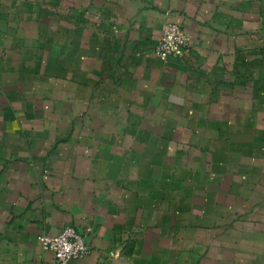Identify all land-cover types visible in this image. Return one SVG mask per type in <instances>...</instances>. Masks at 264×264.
<instances>
[{
    "label": "crops",
    "instance_id": "crops-1",
    "mask_svg": "<svg viewBox=\"0 0 264 264\" xmlns=\"http://www.w3.org/2000/svg\"><path fill=\"white\" fill-rule=\"evenodd\" d=\"M67 226L71 264H264V0H0V264Z\"/></svg>",
    "mask_w": 264,
    "mask_h": 264
},
{
    "label": "built area",
    "instance_id": "built-area-1",
    "mask_svg": "<svg viewBox=\"0 0 264 264\" xmlns=\"http://www.w3.org/2000/svg\"><path fill=\"white\" fill-rule=\"evenodd\" d=\"M194 42L184 28L178 24L167 22L162 26V37L154 55L160 60H183L193 50ZM40 246L54 255L53 264H71L86 257L90 253L84 236L74 227L67 226L56 236L41 235Z\"/></svg>",
    "mask_w": 264,
    "mask_h": 264
}]
</instances>
